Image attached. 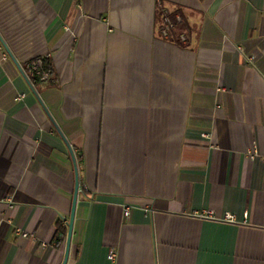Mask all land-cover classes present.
I'll return each mask as SVG.
<instances>
[{
    "label": "crops",
    "instance_id": "0c3cea01",
    "mask_svg": "<svg viewBox=\"0 0 264 264\" xmlns=\"http://www.w3.org/2000/svg\"><path fill=\"white\" fill-rule=\"evenodd\" d=\"M0 36L74 154L67 264H264V0H0ZM73 194L0 45V264H62Z\"/></svg>",
    "mask_w": 264,
    "mask_h": 264
},
{
    "label": "built area",
    "instance_id": "2783aa9c",
    "mask_svg": "<svg viewBox=\"0 0 264 264\" xmlns=\"http://www.w3.org/2000/svg\"><path fill=\"white\" fill-rule=\"evenodd\" d=\"M176 23H174L169 16L163 11L161 14V26H160V34L161 37L165 40H168L171 33L173 31H175V27L176 24L180 23V18L176 17ZM180 40L183 42L184 38L180 37ZM248 62H251V59H249ZM27 71H28V75L32 78H37L39 80L40 83H48L51 84L54 81L52 80L51 76H50V68L47 67L44 63H43V59L39 58L36 59L35 61L31 62L28 67H27ZM23 96L20 95L19 97L16 98V101L21 100ZM130 213V209L128 207H124L123 209V216L127 217L129 216ZM211 216L210 213H205V214H200L199 217L200 218H209ZM19 235L23 238L26 237L25 233H19ZM116 257V253L115 251L111 250L108 253V260L109 261H113Z\"/></svg>",
    "mask_w": 264,
    "mask_h": 264
},
{
    "label": "water",
    "instance_id": "95a60500",
    "mask_svg": "<svg viewBox=\"0 0 264 264\" xmlns=\"http://www.w3.org/2000/svg\"><path fill=\"white\" fill-rule=\"evenodd\" d=\"M0 45L3 47V49L6 52V54L9 56V58L13 62V64L15 65V67L17 68V70L19 71L21 77L23 78V80L27 84L28 88L30 89V91L34 95L35 99L37 100L38 104L43 109V111L46 114V116L48 117L49 121L52 123V125L54 126V128L56 129V131L58 132V134L60 135V138L62 139L65 147L67 148V150L69 152V155L71 157L72 163H73V168H74V194H73V199H72L71 212H70L69 220L67 222V236H66V242H65L64 258H63V262H62V264H67L68 257H69V251H70V245H71V235H72V228H73L74 211H75L77 194H78V189H79L78 172H77V167H76V162H75L74 154L72 152V149H71L70 145L67 143V141L65 140V138L63 137V135L59 131L58 127L55 125V123L53 122V120L50 118V116L47 113V111H46V109H45L42 101L40 100V98L36 94V92H35L32 84H31V82L29 81V79L27 78L26 74L21 69L20 65L17 63V61L15 60V58L13 57L12 53L10 52V50L8 49V47L6 46V44L4 43V41L2 40L1 36H0Z\"/></svg>",
    "mask_w": 264,
    "mask_h": 264
},
{
    "label": "trees",
    "instance_id": "16d2710c",
    "mask_svg": "<svg viewBox=\"0 0 264 264\" xmlns=\"http://www.w3.org/2000/svg\"><path fill=\"white\" fill-rule=\"evenodd\" d=\"M168 16H169V18L174 22V23H176V17H179L180 18V23H178V24H176V27H175V30L177 31V30H179L180 29V25H181V23H182V18H181V16L179 15V14H177V12H175V13H172V14H167ZM173 33V32H172ZM43 63L47 66V67H49V65H48V61H45L44 59H43ZM33 80H34V82H38L39 80L37 79V78H33Z\"/></svg>",
    "mask_w": 264,
    "mask_h": 264
}]
</instances>
